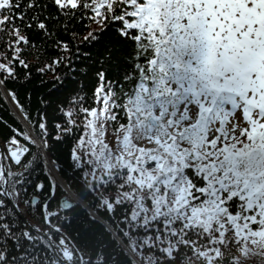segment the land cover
Masks as SVG:
<instances>
[{
	"label": "snow or ice",
	"instance_id": "obj_1",
	"mask_svg": "<svg viewBox=\"0 0 264 264\" xmlns=\"http://www.w3.org/2000/svg\"><path fill=\"white\" fill-rule=\"evenodd\" d=\"M48 2L56 15L41 18L42 0H0V83L29 67L26 29L50 37L48 21L66 29L79 16L98 26L90 43L113 30L91 95L74 97L56 127L80 132L72 158L106 213H123L124 235H140L131 251L142 264L264 261V0ZM9 144L20 164L28 147ZM44 208L48 231L17 232L0 214V264H108L94 217L55 224L67 217Z\"/></svg>",
	"mask_w": 264,
	"mask_h": 264
},
{
	"label": "trees",
	"instance_id": "obj_2",
	"mask_svg": "<svg viewBox=\"0 0 264 264\" xmlns=\"http://www.w3.org/2000/svg\"><path fill=\"white\" fill-rule=\"evenodd\" d=\"M42 2L48 6L35 14L41 15V18L50 14L55 16V6L48 0ZM28 14L34 13L29 11ZM59 19L63 21V17ZM48 23L53 33L50 37L39 30L26 29L31 46L24 48L22 56L29 67L25 69L17 66L16 78L0 83V145L7 174V193H12L11 196L8 195L12 205L0 195V200L4 201L0 214L15 225L14 230L17 232H34L37 228L50 230V225L45 219L48 212L44 208L45 204L51 211L60 212L67 217L63 221L51 217V222L55 224L72 221L79 223L94 217L93 232L103 242L99 250L108 258V264H142L143 257L133 253L129 247L141 238L140 235L135 232L130 236L124 235L127 225L122 223L123 213H106L98 199L99 194L92 192L86 184V168L78 167L72 158L80 132L63 134L56 127L58 124H65L66 117L61 109L69 108L74 97L84 93L91 95L96 83L95 71L101 67L96 60L100 58L99 54L104 45L114 42V32L109 29L104 33L101 42L90 43L84 37L92 29L97 32L99 29L87 18L78 16L67 21L66 29L63 25L57 26L52 20ZM57 41L61 43L58 45ZM64 45L68 46V52L63 50ZM85 51L90 54V59L83 56ZM5 96L15 102L20 118L11 111ZM41 123L46 126V134L39 127ZM58 136L61 138L57 139ZM13 138L29 149L21 156L20 164H16L8 155L9 148L16 147L9 144ZM45 142L47 147L44 146ZM47 162L62 181L64 188L52 178L46 167ZM40 185L43 187L38 190ZM1 186L2 181L0 193ZM33 199L34 204L31 203ZM62 200L70 202L74 208L63 211L60 207ZM17 203L18 208L15 207ZM17 214L21 215L33 230L28 229ZM68 232L74 240L80 239L79 233L73 229L69 228ZM246 264H264V261L259 256H251Z\"/></svg>",
	"mask_w": 264,
	"mask_h": 264
},
{
	"label": "rangeland",
	"instance_id": "obj_3",
	"mask_svg": "<svg viewBox=\"0 0 264 264\" xmlns=\"http://www.w3.org/2000/svg\"><path fill=\"white\" fill-rule=\"evenodd\" d=\"M5 99L10 103V105H11V109H13V110H16V109H17V107H16V105L14 104V101H13V100H8L7 96H5ZM111 131H112V129L109 128V133H111ZM109 139H111V136H109ZM8 155L10 156V153H9ZM10 157H11V156H10ZM2 159H3V150H2ZM0 165H1V169L4 168V164H3V167H2L1 160H0ZM46 167H47L49 173L51 174L52 178L55 180V182H56L60 187L64 188L62 181L57 177V174H56V172L53 170V168L51 167L50 163L47 162ZM4 170H5V168H4ZM5 172H6V171H5ZM6 176H7V174H6ZM6 182H7V178H6ZM6 182H5V187H6ZM2 186H3V181H2ZM2 186H1V189H2ZM65 189H66V188H65ZM2 193H3V192H2ZM6 193H7V187H6ZM7 195H8V193H7ZM8 198H9V196H8ZM10 203H11V201H10ZM9 205H10V204H9ZM11 205H12V203H11ZM21 214H23V211H22V210H21ZM20 216H21V215L17 214V217H18V218H19ZM21 217H22V216H21ZM22 218H23V217H22ZM23 223H24V222H23ZM26 224H27V223H26ZM26 224H25V225H26ZM28 225H29V224H28ZM27 228H28V227H27ZM28 229H29V228H28ZM30 230H33L32 227H31Z\"/></svg>",
	"mask_w": 264,
	"mask_h": 264
},
{
	"label": "water",
	"instance_id": "obj_4",
	"mask_svg": "<svg viewBox=\"0 0 264 264\" xmlns=\"http://www.w3.org/2000/svg\"><path fill=\"white\" fill-rule=\"evenodd\" d=\"M0 160H1L2 167H3L2 147H1V145H0ZM2 170H3L4 173H5V181H3V186H2V192L4 193L3 196L5 197L7 203L11 205L10 200H9V198H8V195H7V193H6V187H5V182H6V178H7V176H6V172H5L4 168H2ZM63 202H64V200L60 201V205H62ZM31 203L34 204V203H35V199H33ZM62 210H63V209H62ZM63 211H67V210H63ZM19 219H20L22 222H24V223L26 224L25 220H24L21 216L19 217ZM26 226H27L29 229H31V226H30V225L26 224Z\"/></svg>",
	"mask_w": 264,
	"mask_h": 264
},
{
	"label": "bare ground",
	"instance_id": "obj_5",
	"mask_svg": "<svg viewBox=\"0 0 264 264\" xmlns=\"http://www.w3.org/2000/svg\"><path fill=\"white\" fill-rule=\"evenodd\" d=\"M3 164H4V161H3Z\"/></svg>",
	"mask_w": 264,
	"mask_h": 264
}]
</instances>
